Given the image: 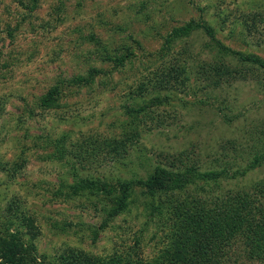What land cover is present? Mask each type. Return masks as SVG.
Masks as SVG:
<instances>
[{
    "label": "rangeland",
    "instance_id": "374dc122",
    "mask_svg": "<svg viewBox=\"0 0 264 264\" xmlns=\"http://www.w3.org/2000/svg\"><path fill=\"white\" fill-rule=\"evenodd\" d=\"M247 54L264 61V0H0V247L28 239L15 222L22 210L41 229L34 243L45 264L68 246L167 264L173 214L152 217L142 187L117 216L109 194L64 193L87 176L135 179L195 163L228 168L208 198L232 205L252 194L264 180V160L253 165L264 156V67ZM174 62L186 66V87L152 103L144 89ZM246 250L240 239L227 263L264 264Z\"/></svg>",
    "mask_w": 264,
    "mask_h": 264
},
{
    "label": "trees",
    "instance_id": "16d2710c",
    "mask_svg": "<svg viewBox=\"0 0 264 264\" xmlns=\"http://www.w3.org/2000/svg\"><path fill=\"white\" fill-rule=\"evenodd\" d=\"M199 27L200 24L197 23L187 25L177 31L176 35L187 34ZM205 29L211 34L210 27L206 26ZM221 46L226 48L225 45ZM131 51L134 53L133 50ZM233 52L245 55L239 51ZM246 58L264 67L263 60L250 54H247ZM217 70L219 73L231 74V70L224 64H220ZM185 78L186 66L183 63L174 62L172 66L156 72L152 83L153 90L144 89V93L149 92L153 95L152 103L156 100H167L186 87ZM45 98L47 99L44 101V106L51 104L50 101L54 99L53 96ZM102 149L101 145L96 142L87 152L95 157ZM263 160L262 155L255 157L253 165L258 163L259 167ZM22 164L18 163L17 168H22ZM169 166L172 165H156L145 177L135 179L118 177L111 180L102 175L87 176L81 181L70 184L67 193L64 194L73 197L80 195L85 188L90 189L88 191L99 199L101 192H104L103 195L109 194V200L112 201L109 215L117 216L140 201L136 190L137 187H142L144 196L142 204L152 217L158 219L166 217L168 221L167 213L173 214L171 220L175 227H172L175 236L167 250L169 256L167 264H177V262L179 264H228L229 250L240 239L248 249L246 250L248 258H258L259 261H264V180L257 182L252 194L238 193L235 199L232 198L234 202L231 205L227 198L224 199L219 194L214 193L210 198L206 196L209 191L218 186L222 177H226L228 168L199 171L195 163L183 170H174ZM212 181L216 186H211ZM15 205L16 203L12 204L13 207ZM231 208L237 217L229 215L228 209ZM219 211L221 212L218 213ZM15 222L26 224L28 239L24 240V237L16 236L18 239L15 242L6 240L7 246L4 249L0 247V264H45L39 259L34 243L41 229L36 225L32 215L18 210ZM1 240L3 239H0V242ZM257 248L259 251L255 253L254 249ZM78 249L72 246L66 247L59 252L58 261L52 264H130L123 256H115L106 260L101 256Z\"/></svg>",
    "mask_w": 264,
    "mask_h": 264
}]
</instances>
